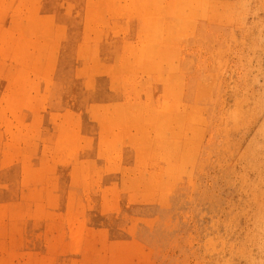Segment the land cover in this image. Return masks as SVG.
I'll list each match as a JSON object with an SVG mask.
<instances>
[{"label":"rangeland","instance_id":"1","mask_svg":"<svg viewBox=\"0 0 264 264\" xmlns=\"http://www.w3.org/2000/svg\"><path fill=\"white\" fill-rule=\"evenodd\" d=\"M116 1L0 0V264H264V0H210L145 59L166 11Z\"/></svg>","mask_w":264,"mask_h":264},{"label":"bare ground","instance_id":"2","mask_svg":"<svg viewBox=\"0 0 264 264\" xmlns=\"http://www.w3.org/2000/svg\"><path fill=\"white\" fill-rule=\"evenodd\" d=\"M98 1V0H97ZM116 1V0H115ZM128 1H130V0H128ZM140 2H141V0H139ZM223 1V0H222ZM117 2V1H116ZM120 1L118 0V3H115L116 4V6H118L120 3H119ZM130 2H132V1H130ZM127 3V2H126ZM96 4H97V2H96ZM118 4V5H117ZM121 4H123V2L121 3ZM131 4V3H130ZM130 4H129V2H128V5L130 6ZM133 4V3H132ZM135 5V4H134ZM142 7H141V9H143L144 11H148V10H150V11H152V9H153V7H155V6H160L162 9H164L165 11H166V16L164 17V19H163V16H160V17H156V16H154V15H152V14H150V13H148V16L146 17V21L148 22V24L150 23V25H148V24H145V23H143L142 24V26H143V30H146V28L148 29V27L150 26V35L153 37V38H148V36H149V34L144 38V40H143V42L141 41V44L140 45H138V43H136L137 45H138V47H137V53H138V55L139 56H141V57H143V55H145L146 54V51H148V50H150V48L151 47H153L154 49L153 50H155L156 52H157V54H159V55H162L163 53H164V51H165V49H166V47H165V45H164V40H163V37H162V34L165 32V31H169L170 29H179V30H183V29H190L191 27V25L190 24H192L191 22H190V18L189 17H192V16H194V15H196V13H199V15L201 14V15H203L204 16V14L206 13V8L207 7H209V6H211V4H210V0H142ZM98 6V5H97ZM121 6V5H120ZM124 6H125V4H124ZM132 6V5H131ZM212 6H214V5H212ZM92 7V6H91ZM96 7V6H95ZM101 8H102V6H100ZM123 7V6H122ZM70 8V7H69ZM84 8H85V6H84ZM93 8H94V6H93ZM133 8V7H132ZM71 9V8H70ZM98 9V8H97ZM105 8L103 7V11H106V10H104ZM108 9V8H107ZM130 9H131V7H130ZM130 9H128V10H130ZM134 10V9H133ZM158 10V9H157ZM156 10V11H157ZM88 11V10H87ZM118 12H119V10H118ZM129 12V11H128ZM153 12H154V10H153ZM89 13H90V11H89ZM89 13L87 14V16L89 15ZM124 13V12H123ZM130 13H135L134 11L133 12H130ZM158 13V12H157ZM106 14V13H105ZM90 15H91V13H90ZM150 15L153 17V18H155L156 19V21H154L151 17H150ZM168 15V16H167ZM175 15V16H174ZM86 16V17H87ZM106 16V15H105ZM117 16H118V14H117ZM123 16V15H122ZM129 16H131V15H129ZM128 16V17H129ZM169 16H171V17H169ZM203 16H201V17H203ZM119 17V16H118ZM133 17V16H132ZM174 17V18H173ZM196 18L198 17V15H196L195 16ZM200 17V16H199ZM214 17V16H213ZM91 18V17H90ZM89 18V19H90ZM104 17H102V19H103ZM106 18V17H105ZM111 18V17H110ZM175 19L176 21H178V22H176L175 20H173V22L172 23H174V26H172V27H170V19ZM209 19V18H208ZM213 19V18H212ZM91 21H93V19L91 18L90 19ZM104 21H105V19H104ZM103 21V22H104ZM144 21V20H143ZM195 21V20H194ZM115 22V21H114ZM146 22V23H147ZM193 22V21H192ZM89 23V22H88ZM194 23V22H193ZM91 24V23H90ZM89 25V24H88ZM101 25V24H100ZM193 25V24H192ZM86 26V25H85ZM108 26V25H107ZM119 26V25H118ZM148 26V27H147ZM158 26H160V27H158ZM60 27V26H59ZM58 27V28H59ZM63 27V26H62ZM95 27V26H94ZM93 27V28H94ZM99 27V26H98ZM105 27V26H104ZM110 27V26H109ZM109 27H108V30H109ZM117 27V26H116ZM65 28V27H64ZM90 28V26L88 27V29ZM102 28H103V26H102ZM122 28H123V26H122ZM121 28V29H122ZM49 29H51V28H49ZM63 29V28H62ZM85 28H83V30H84ZM87 29V28H86ZM96 29H97V27H96ZM111 29V28H110ZM125 29H127V28H125ZM48 30V29H47ZM118 30V29H117ZM117 30H116V32H117ZM184 30V31H185ZM98 31V30H97ZM112 31V30H111ZM158 31H162L161 33L160 32H158ZM177 31V30H176ZM194 31V30H193ZM47 33H48V31H46ZM52 32V31H51ZM58 32V31H57ZM140 32H141V36H143V34H142V29L140 30ZM175 32V31H174ZM174 32H170V33H173V34H166V35H171V37H172V35L174 36ZM189 32V31H188ZM54 33V32H53ZM62 33H63V31H62ZM100 33V32H99ZM106 33V32H105ZM114 33H115V29H114ZM118 33V32H117ZM117 33H115V35L117 34ZM124 33V32H123ZM125 33H126V30H125ZM167 33V32H166ZM177 33L179 34V32L177 31ZM176 33V34H177ZM181 33V32H180ZM46 34V33H45ZM49 34H50V30H49ZM48 34V35H49ZM58 34L59 35H61L62 36V34L61 33H59L58 32ZM57 34V35H58ZM92 34V33H91ZM90 34V35H91ZM184 34V33H183ZM47 35V36H48ZM64 35V34H63ZM101 35V34H100ZM124 35V34H123ZM186 35V34H185ZM189 35H191V33L189 34ZM51 36V35H50ZM164 36V35H163ZM53 37V36H52ZM54 37H58V36H56V35H54ZM107 37V36H106ZM166 37V36H165ZM168 37V36H167ZM170 37V36H169ZM166 38V39H169L170 40V38ZM96 38H97V36H96ZM181 38H183V35H182V37ZM172 39H174L173 37H172ZM51 40V39H50ZM54 40V39H53ZM88 40V39H87ZM114 41V40H113ZM54 42V41H53ZM59 42V41H58ZM138 42V41H137ZM50 43V42H49ZM55 43V42H54ZM88 43V42H87ZM97 43H98V41H97ZM52 44V43H51ZM82 44H83V42H82ZM85 44H83V46H84ZM90 45H91V43H90ZM173 45V44H172ZM58 46H59V43H58ZM57 46V47H58ZM88 46V45H87ZM125 46V45H124ZM181 46V45H180ZM49 47V46H48ZM55 46L54 45H52V50H53V48H54ZM81 47V46H80ZM85 47H86V45H85ZM84 47V48H85ZM128 47V48H127ZM126 47V50H127V52H128V56H127V61L129 62V59H131V55H132V53H133V49H132V47L133 46H127ZM87 48V47H86ZM180 48V47H179ZM81 49V48H80ZM80 49H79V51H80ZM168 49V48H167ZM171 49V48H170ZM178 49V48H177ZM82 50V49H81ZM78 51V50H77ZM86 51V50H85ZM37 53V52H36ZM53 53H55V52H53ZM78 53V52H77ZM174 53V51L172 52V54ZM85 54V53H84ZM167 54V53H166ZM46 55V54H45ZM55 55V54H54ZM78 55H79V53H78ZM168 55V54H167ZM167 55H166V57H167ZM169 55H171V54H169ZM174 55V54H173ZM173 55H171L172 57H173ZM39 56V55H38ZM50 55H48V57H49ZM97 56V55H96ZM175 56H176V54H175ZM178 56V55H177ZM41 57V56H40ZM39 57V59H37L39 62H40V60L41 59H43L42 57L40 58ZM46 57V56H45ZM48 57H47V59H48ZM50 57H53V55H51ZM83 57V56H82ZM86 57H87V55H86ZM89 57H90V55H89ZM95 57V56H94ZM148 57V56H147ZM155 57V56H154ZM163 57V56H162ZM85 58V57H84ZM88 58V57H87ZM93 58V57H92ZM91 58V59H92ZM144 58V57H143ZM51 59V58H50ZM56 59V58H55ZM54 59V60H55ZM91 59H89L90 60V62H92L91 61ZM142 59V58H141ZM145 59V58H144ZM156 59V58H155ZM119 62L121 61V60H118ZM137 61V60H136ZM154 61H156V62H154L153 64H152V66H151V70L153 71V70H155V71H157V72H161V65L160 64H157L158 62H159V59L157 58V60H154ZM168 61V60H167ZM173 61H175V60H173ZM98 62V61H97ZM115 62V61H114ZM117 62V61H116ZM119 62H118V65H119ZM123 62V61H122ZM126 62V61H125ZM133 62V61H132ZM135 62V61H134ZM139 62L141 63V61L139 60ZM139 62H137V63H139ZM147 62H148V60H147ZM152 62V61H151ZM151 62H149L150 63V65H151ZM177 62V61H176ZM169 63V62H168ZM167 63V64H168ZM170 63H172L173 64V62H170ZM169 63V64H170ZM45 64H47V63H45ZM89 64V63H88ZM87 64V65H88ZM92 64V63H91ZM116 64V63H115ZM145 64V63H144ZM99 65V64H98ZM131 65H135V64H132L131 63ZM147 65V64H146ZM145 65V66H146ZM148 66H149V64H148ZM115 67H116V65H115ZM126 67H128L127 65H126ZM180 67V66H179ZM121 68H123V67H121ZM133 68H134V66H133ZM137 68V67H136ZM139 68V67H138ZM145 68V67H144ZM148 68V67H147ZM187 68H188V66H187ZM109 69V68H108ZM112 70H114V68H111ZM124 69V68H123ZM125 69H128V68H125ZM131 69H132V67H131ZM182 69V68H181ZM106 70V69H105ZM110 70V69H109ZM117 70V69H116ZM162 70H163V68H162ZM118 71V70H117ZM116 71V72H117ZM125 72H127L126 70H124ZM130 71V70H129ZM138 71V70H137ZM166 71V70H165ZM165 71L163 70V72L165 73ZM89 72V71H88ZM119 72V71H118ZM142 72V71H141ZM168 72H169V70H168ZM168 72H166V73H168ZM113 73V72H112ZM138 73V72H137ZM143 73V72H142ZM153 73V72H152ZM155 73V72H154ZM170 73V72H169ZM176 73V72H175ZM115 74V73H114ZM147 74H149L148 72H147ZM174 73H172V74H170V76L171 75H173ZM89 75H90V73H89ZM88 75V76H89ZM91 76H94L93 74L91 75ZM177 77H178V75H176ZM207 76V75H206ZM160 75L158 74V75H155L153 78H154V80H158V79H160ZM88 78V77H87ZM125 78V77H124ZM163 78V77H162ZM126 79V78H125ZM175 79V78H174ZM178 79V78H177ZM172 80V79H171ZM169 80H167L166 82H168ZM175 82H176V80H174ZM195 81V80H194ZM171 82V81H170ZM169 82V83H170ZM177 82H179V84H180V82L181 81H179V79H178V81ZM183 82V81H182ZM87 83H88V81H87ZM186 83V82H185ZM184 83V84H185ZM194 83V82H193ZM172 84V83H171ZM175 84V86H176V83H174ZM174 84H173V86H174ZM189 84H190V82H189ZM87 85V84H86ZM167 85H168V83H167ZM170 85V84H169ZM186 85V84H185ZM194 84H192V86H193ZM172 87V86H171ZM179 87H182V85L181 86H179ZM127 88V87H126ZM188 88V87H187ZM164 89H166V87L164 88ZM173 89V88H172ZM175 89V88H174ZM177 89V88H176ZM179 90H180V88H178ZM178 89H177V91H178ZM182 89V88H181ZM196 90V89H195ZM176 91V92H177ZM180 91H182V90H180ZM191 91V90H190ZM165 92H167V89H166V91ZM165 92H163V93H165ZM173 92V91H172ZM170 93V92H169ZM182 93V92H181ZM137 94V93H136ZM168 94V93H167ZM193 94V93H192ZM159 95V94H158ZM171 95H172V93H171ZM170 95V96H171ZM174 96V95H173ZM183 96V95H182ZM193 96V95H192ZM175 98V97H174ZM185 98V97H184ZM192 98V97H191ZM135 99V98H134ZM137 99V98H136ZM179 99V98H178ZM180 99H181V97H180ZM162 100H164V99H162ZM185 100V99H184ZM124 101H126V100H124ZM177 101H179V100H177ZM181 101V100H180ZM186 101V100H185ZM131 102V101H130ZM165 102V104L167 103L166 101H163V103ZM121 103V102H120ZM123 103V102H122ZM161 103H162V101H161ZM116 104V103H115ZM140 104V103H139ZM138 104V105H139ZM176 104V103H175ZM180 104V103H179ZM142 105V107H143V104H141ZM145 105V104H144ZM176 105H178V103L176 104ZM181 105V104H180ZM101 106V105H100ZM135 106V108H136V105H134ZM157 106V105H156ZM175 106V105H174ZM107 107V106H106ZM115 107V106H114ZM113 107V108H114ZM123 107V106H122ZM125 107H127V104H126V106ZM165 107V106H164ZM183 108H184V106H182ZM180 108V109H183V108ZM185 107H186V105H185ZM188 107V106H187ZM186 107V108H187ZM110 108V107H109ZM117 107V105H116V110H114V111H112V112H115V113H118L119 111H118V109H120V108H118ZM148 108V107H147ZM156 109H157V107H155ZM162 108V107H161ZM171 108V107H170ZM189 108V107H188ZM91 109V108H90ZM144 109V108H143ZM165 109V108H164ZM180 109H176V110H180ZM190 109V108H189ZM99 110V109H98ZM111 110H112V107H111ZM123 110H124V108H123ZM139 110H140V108H139ZM145 110V109H144ZM160 110V109H159ZM184 110H185V108H184ZM91 111V110H90ZM118 111V112H117ZM127 110H125V112H126ZM140 111H142V109L140 110ZM155 112H156V110H154ZM154 111H152V112H154ZM161 111H163V108H162V110ZM165 111H166V109H165ZM165 111H164V113H165ZM167 111H168V109H167ZM166 111V112H167ZM181 111V110H180ZM152 112H150V113H152ZM91 113V112H90ZM121 113V112H120ZM128 113V112H127ZM138 113H140V112H137V116H140V115H138ZM175 113H179V112H175ZM101 114V113H100ZM106 114V113H105ZM181 114H182V111H181ZM183 114H184V112H183ZM186 114H187V112H186ZM119 115H121V114H118V116ZM154 115H155V113H154ZM156 115H157V113H156ZM156 115H155V119H156ZM170 115H171V112H170ZM170 115H169V118H171L172 117V122H173V120H175L178 116H176V118L175 119H173V116H171L170 117ZM173 115H176V114H173ZM189 115V114H188ZM107 116V115H106ZM114 116V115H113ZM113 116H111V117H113ZM117 116V117H118ZM127 116V114L125 113V117ZM132 116L133 115H131L129 118H130V121H132L131 119H132ZM150 116H152V115H150ZM159 116V115H158ZM163 116V115H162ZM165 116H166V114H165ZM164 116V117H165ZM167 116H168V113H167ZM181 116V115H180ZM179 116V117H180ZM153 117V116H152ZM151 117V118H152ZM101 118V117H100ZM113 118H115V117H113ZM146 118H148V116H146V114H145V119ZM158 118V117H157ZM159 118H161V116L159 117ZM136 119H138V118H136ZM135 119V120H136ZM143 119H144V117H143ZM145 119H144V122H145ZM162 119H164V118H162ZM161 119V120H162ZM179 119V118H178ZM150 121H151V119H149ZM149 120H148V122H149ZM153 120H154V118H153ZM165 120H168V119H166L165 118ZM169 120H171V119H169ZM184 120V119H183ZM186 120H187V117H186ZM119 121H121L122 122V120H120L119 119ZM129 121V120H128ZM134 121V120H133ZM156 121V120H155ZM160 121V120H159ZM159 121H157L156 122V124H158V122ZM163 121V120H162ZM175 121H177V122H175V123H178V125H179V122H178V120L176 119ZM185 121V120H184ZM183 121V122H184ZM188 121V120H187ZM111 122V121H110ZM126 122H127V120H126ZM135 122V121H134ZM182 122V123H183ZM132 124H134L133 122H131ZM153 123H154V121H153ZM152 123V124H153ZM161 124H162V122H160ZM168 122H166V124H167ZM169 123H171V122H169ZM168 123V124H169ZM80 124V123H79ZM148 124V123H147ZM150 124V123H149ZM151 124V125H152ZM161 124H159L158 126H160ZM190 123H188V126H191L192 124H190ZM109 125H111L112 126V124H110L109 123ZM116 125V124H115ZM128 125V124H127ZM149 126V127H151V129L152 128H154V124L152 125V126ZM163 125V124H162ZM170 125V127H172V125L171 124H169ZM175 125V124H174ZM174 125H173V127H174ZM177 125V124H176ZM108 126V125H107ZM110 126V127H111ZM118 126V125H117ZM116 126V127H117ZM129 126V125H128ZM147 126V127H148ZM165 126V125H164ZM195 126V125H194ZM104 127V126H103ZM140 127H142V126H140ZM140 127L138 128V129H140ZM144 127V126H143ZM143 127H142V129H143ZM147 127H145V129L147 128ZM166 127V126H165ZM191 127H193V126H191ZM190 127V128H191ZM109 128V127H108ZM113 128V127H112ZM160 128V127H159ZM158 128V129H159ZM167 128V127H166ZM180 128V127H179ZM111 129V128H110ZM171 129V128H170ZM176 129H178V128H176ZM176 129L174 130L175 132H176ZM107 130V128L105 129V131ZM147 130V129H146ZM153 130V129H152ZM157 130V129H156ZM155 130V131H156ZM166 130V129H165ZM172 130V129H171ZM191 130V129H190ZM189 130V131H190ZM193 130V129H192ZM138 131H140V130H138ZM159 131V130H158ZM177 131H180V130H177ZM183 131V130H182ZM99 132H101V131H99ZM103 132V131H102ZM101 132V133H102ZM108 132H111V131H109L108 130ZM160 132V131H159ZM159 132H156V133H158L159 134ZM170 132H173V131H170ZM169 132V133H170ZM188 132V131H187ZM191 132V131H190ZM154 133V132H153ZM183 133V132H182ZM100 134V133H99ZM102 134H106L105 136H106V138H107V133H102ZM108 134H111V133H108ZM158 134H157V136L156 137H158ZM173 134H174V132H173ZM172 134V135H173ZM163 135H164V133H162V136L161 137H163ZM175 135H176V137H177V133H175ZM174 135V136H175ZM98 136H100V135H98ZM144 136V135H143ZM142 135H141V137L140 138H142L143 137ZM147 136V135H146ZM145 136V137H146ZM165 137H166V135H164ZM63 137H65V135L62 133V138ZM148 137V136H147ZM146 137V138H147ZM170 137V136H169ZM172 137V136H171ZM106 138H104V141L106 140ZM116 138V137H115ZM145 138V139H146ZM150 138V137H149ZM159 138V137H158ZM157 138V139H158ZM180 138L182 139V137H181V135H180ZM89 139H90V137H89ZM144 138H142L141 140H143ZM160 139V138H159ZM158 139V140H159ZM162 139V138H161ZM178 139V138H177ZM185 138H183L182 140H184ZM100 140V139H99ZM149 140H151V138L149 139ZM153 141H154V139H152ZM165 140V139H164ZM109 141V140H108ZM161 141V140H160ZM159 141V142H160ZM163 141V140H162ZM167 141H168V139H167ZM167 141H165V142H167ZM101 142V141H100ZM99 142V145L100 144H102V143H100ZM106 142V141H105ZM109 142H112V139H111V141H109ZM108 142V143H109ZM147 142V141H146ZM150 142V141H149ZM148 142V143H149ZM152 142V141H151ZM164 142V141H163ZM172 142H173V138H172ZM184 143H186L185 141H183ZM107 143V144H108ZM188 143V142H187ZM161 144H162V142H161ZM160 144V145H161ZM168 144V143H167ZM180 144V143H179ZM158 145V144H157ZM177 144H175V146H176ZM91 146V145H90ZM149 146V145H148ZM163 145H161V147H162ZM173 146V145H172ZM178 146V145H177ZM176 146V147H177ZM153 147V146H152ZM152 147H151V149H152ZM167 147V146H166ZM165 147V148H166ZM175 147V148H176ZM91 148V147H90ZM154 148V147H153ZM159 148H160V146H159ZM168 148H169V146H168ZM174 148V147H173ZM172 148V150L171 151H169V152H171V153H173V154H175V152L173 151L174 149ZM103 149V148H102ZM156 149V148H155ZM184 149V148H183ZM157 150V149H156ZM161 150H162V148H161ZM166 150V149H165ZM169 150V149H168ZM164 151V150H163ZM162 151V152H163ZM159 151H157V153H158ZM164 152H166V151H164ZM178 153H179V151H178ZM160 154V153H159ZM167 154V153H166ZM169 155V154H168ZM179 155H180V153H179ZM163 156V154L161 155L160 154V158ZM166 156V155H165ZM168 157V156H167ZM170 157V156H169ZM183 157V156H182ZM159 158V159H160ZM166 158V157H165ZM164 158V159H165ZM175 158V157H174ZM170 159H173V158H171L170 157ZM167 160V159H166ZM161 161H163V159L161 160ZM165 161V160H164ZM168 161V160H167ZM177 161V160H176ZM168 163H170V160H169V162ZM172 165V164H171ZM178 165V164H177ZM111 167H110V171H111ZM102 170V169H101ZM116 170V169H115Z\"/></svg>","mask_w":264,"mask_h":264}]
</instances>
